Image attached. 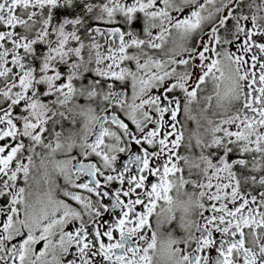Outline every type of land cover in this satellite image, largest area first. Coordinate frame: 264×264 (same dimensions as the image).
Masks as SVG:
<instances>
[{
  "label": "snow or ice",
  "instance_id": "1",
  "mask_svg": "<svg viewBox=\"0 0 264 264\" xmlns=\"http://www.w3.org/2000/svg\"><path fill=\"white\" fill-rule=\"evenodd\" d=\"M0 264H264V0H0Z\"/></svg>",
  "mask_w": 264,
  "mask_h": 264
}]
</instances>
